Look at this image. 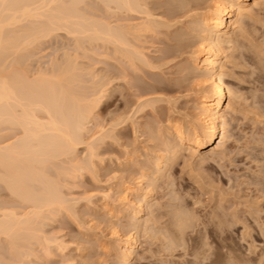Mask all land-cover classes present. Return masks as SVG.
<instances>
[{
    "label": "rangeland",
    "instance_id": "obj_1",
    "mask_svg": "<svg viewBox=\"0 0 264 264\" xmlns=\"http://www.w3.org/2000/svg\"><path fill=\"white\" fill-rule=\"evenodd\" d=\"M165 1L168 0H160V2L159 0H150L148 2L151 8L155 10L154 12L156 14L160 13V16L163 15L164 19L162 17L161 18L165 21H168L167 17L170 20L169 16L165 17L164 14H161V12L163 13V10H168V6H163L166 5ZM197 1L199 2L197 3ZM214 1L216 0H210V2L209 0H194L193 3L191 2L192 4H189L190 6L188 5V7L185 8L186 10H180L183 11L182 13L180 12L182 15L179 16L181 17H171L170 22L172 21V19H175V21H172L173 24L168 21V23L171 24V26L169 25L170 28L168 26L159 27L160 30H155L154 33H152L153 31H150V35H148L149 31H141V34H139L141 37H138V32L136 37H132L133 41L136 40L134 41L136 46L140 45L143 47V49H148L147 52L144 49L145 53L148 56L153 55L152 57L150 56L152 62L151 64H149L150 66H147V64H145L146 66L144 64L142 65V63L140 64L141 61L139 62L138 59H134L135 61H137L135 62L130 58H125L127 57V55H124V53L121 51L116 52L117 50L114 49V45L112 46L111 43L105 44V42L103 44L104 40L102 41L101 39H93V41L90 42L86 39L88 43L83 39L82 43L85 46L79 45L76 43V41H74L75 37L71 38L69 33L66 34L63 29H59L60 33L57 31V36L53 34L55 35L53 38L47 37L48 40L44 38V41L41 40L43 41L42 44L39 43V45H37L38 43H36V48L33 47L35 49H32V52H35V55H33L32 57L36 58L34 61V58H32L33 62L29 61V63L31 62L30 70H32L33 72L36 69V66L38 67V62H40V64H42L43 62V64L40 66L44 67V64L46 63L45 65L48 66L51 60L53 61L54 59H58L60 61L61 59L64 60V58L70 56L72 57V59L77 60L76 62H78L79 66L85 69L87 68V70L84 69V71H95V77L97 75L95 79H105L103 80L105 83L107 80L106 84L108 85V87L104 88L103 86V88L105 89V95L107 97L105 96L101 104L96 107V121L94 119V121L91 122L89 128L91 130H96V128L98 127L97 124L102 123L101 125H99V127L103 125L104 130L108 128V131L106 130L108 133H106L110 135H107L105 137V133V135L101 138L102 140H97L99 143L95 142V148L96 146L98 147L96 149L97 153H95L96 155H93L95 157L92 156V159L89 163L90 165L95 163L94 165H91L93 166L91 167L92 170L90 167H88L90 169L86 168L87 170L84 168L82 171L77 172L78 175L76 173L77 177H72L70 175L72 177L71 178L70 176H68V174L70 173H68V171L66 170V167H69V163L67 164L68 160L65 161L67 159L65 158V156H63V159L65 158V160H63V163L62 157H58L59 159L56 158V162H58V164H55L59 165L60 163L61 166L63 165L65 169L64 172V169L59 168L58 166L57 167L62 171V173L59 169L56 170L57 167H54L55 170L53 168H49V170L52 171L48 172L49 175H51L50 173H52L51 176L53 177L54 175L53 178H55L58 183L61 182V184L59 183L63 187L61 190L62 192H66H63V194L65 193L66 197L69 196L70 207L67 208L70 210L66 209V207H64L63 209L61 208L59 213H57L58 215L54 214L51 215V217L50 215H48L51 213L48 212L47 217L50 218L44 219L46 221L41 223L40 226L43 227L44 231H48L46 232L47 235L56 236L58 237L59 241H63L61 244L62 246L65 245V248L62 247V249H60L59 246L57 247V245L55 244L56 247L55 245H52V247H54L53 249H46V252L48 253L46 254L45 248L42 249L43 246L39 245L38 242L37 244H34L36 243L35 239H31L30 241H32V243L33 241H35L33 243L34 245L31 243V247L33 246L32 251L37 250V254L34 253L35 251H33L35 257L32 253L30 255L31 258L29 257L28 259H23L26 263H30V261L32 260L31 263L35 264H119V248L118 243L115 242H119V238L118 236H116V233L114 231L116 230L121 232V234H125V237L132 233H136L138 236V225L140 226L139 235L140 232H142V237H140V247H137L132 256L133 259L131 261V264H183L188 259L192 258V256L188 254L193 247L191 246V237L197 236V234H201L203 232H207L208 234L210 233V240L214 242L212 246V251H214L212 260L213 264L227 263V251L223 246L224 244H231L232 246L235 245L236 248L241 249V251H247L246 249L250 245L248 242H252L253 244L254 241V245L257 244V251L264 249V0H261L260 3L252 6L253 9L250 11L253 12L252 14H245L242 16L241 25H243V27L241 26L239 29H237L236 32H232L234 35H232L234 41L227 44V48L222 59L223 61L228 63L225 65L224 69V72L226 73L225 79L228 83V86L232 89L234 88L233 90L236 91V94L238 93L237 97H234L233 99L234 102H231V109L227 111L228 137L224 144V147H215L216 143L204 147L203 154L206 153L205 156L208 155L206 159L205 157H203V154L196 155L192 154L191 151L189 152L187 150H184L182 151L183 153L181 152V155L178 156L179 158H176V156L172 157V164L170 169L166 173L167 176L164 175V177H158L159 172L156 171V157H158L160 154H166V152L168 151H170V153L168 152V154H171V150L173 148V145L170 144L172 135L167 128L168 123L176 119L184 123L185 126H195V115L197 113V110L199 109L194 103L196 97L202 94L203 85L200 84V86H198L199 83L196 82H199V79H197V77L195 76L196 73H198L197 70L184 76V72H181L180 74V67L178 66L180 65V63L182 65L185 62L187 64H191L192 54H194V52H196L200 47V37L198 31H195L197 30V23L195 19L202 16V14L206 12L207 8V11H210V8L213 5ZM104 2L102 0H100V2L99 0H90L88 2L90 5L86 4L88 7L90 6L89 8L91 9L88 8L90 11L93 10V12H90V14L96 17L98 16L99 19H102L103 17L104 20H107V22H111V24H116V21L118 22L119 19L122 20H119V22H123V20L128 21V19H132L129 21H138L137 11L129 12V10H124V8H121L120 11V9H117L115 5L112 8V4L110 7H106V9H108L106 10L105 6L107 5H105L106 3L104 4ZM195 3L200 5V7ZM155 6L156 8H158V10L155 8ZM84 7L87 8L86 6H83V8ZM159 7H161V10ZM194 7L196 8L194 9ZM179 19L182 21V23ZM174 24L176 27L174 26ZM176 30H178V32ZM244 31H246L247 33ZM175 32L184 34V41L187 40L184 45L185 47L183 46L180 49L175 48L177 47V44H175L177 40V33L175 34ZM172 34H174V36ZM78 40L80 41L82 39L79 38ZM165 45L168 48H166ZM169 47L178 51H176L175 53L177 56L173 53L172 55L175 57L170 55L169 57L164 58V51L165 49H169ZM148 51L150 52V54L148 53ZM179 51L181 53H179ZM119 53H121V56L119 55ZM166 58L171 59L167 60ZM133 61L135 63H133ZM135 77L137 79H135ZM152 80H154V82ZM150 81L152 82L150 83ZM156 82L158 83V85H156ZM86 83H91V80L86 79ZM141 83H148L149 85L146 84L148 86L147 87ZM154 83L157 88L155 86L154 88L153 86H150V84L153 85ZM86 86L89 85L86 84ZM150 87H152V90H148L150 92L149 93L147 89H149ZM153 91L155 93H153ZM151 93H153V95H151ZM139 95L143 98H140ZM149 95H151V97ZM152 98H157L158 100H156L155 102V100ZM138 102H141V105ZM150 102L152 103L150 104ZM149 104L154 105L149 106ZM184 116L187 117L185 118ZM117 117H119V119L121 117L120 120L124 118L126 119V121H123V119L122 122L120 121L118 123L119 126L118 124L117 126H114L115 128L113 129V132L112 128H110L113 125L111 123L115 122L116 120V122H118L119 119ZM120 123H122V125ZM15 130L16 129L10 130L9 132L16 133ZM91 130L90 133L88 132L86 134L87 139L91 138L89 137L92 132ZM9 136H11L9 137V139H12V135ZM84 144L79 145L78 147V155L80 156V158H84L88 153L87 147L85 146L86 144ZM159 151L161 152L159 153ZM163 151L165 152L163 153ZM84 152L87 153L85 154ZM53 162H55V159L52 161L51 165H54ZM55 172L59 173L57 174ZM141 173L146 174V178H150L149 181L153 180L156 189L154 198L151 202L153 205L150 203L149 207L151 206V208L146 209L147 211L143 215L144 217H140L139 219L141 221H138V217H133V213L135 212L133 211V209H136L137 205L136 203H134V205L136 206L135 207L133 203L127 202L126 196H128V192L125 185L137 187L138 181L142 179ZM59 174L60 176H58ZM131 179L135 182V184H133V181ZM2 184L3 185H1L0 190L4 188L3 190L5 191L1 192L2 195L0 194V198L2 200L11 198L12 200V197H8L11 191L9 192L8 189L9 194L7 196V188L4 183ZM2 186L4 187L2 188ZM141 192L142 191H140V193ZM140 193H134L133 195L135 196L130 195L129 197L135 199L136 202ZM9 199H7L8 202H10ZM17 199L14 198L11 201V205H17L18 209H22L19 208L20 205L25 204L21 202V204L19 205L18 203L20 202V199ZM71 199L73 200L71 201ZM22 205L21 207H23ZM128 205L129 208H127ZM171 205H178L177 207L182 209L187 208L188 210H186L190 213L194 212L192 214L196 216V219L199 217L201 218L197 219V221L195 219V227L193 226L195 229L193 227L191 228L193 234L191 233V229L188 230V232L190 233L187 234V240H189L191 244L189 245L190 242L188 243L187 241L188 244L186 243V248L183 246L177 247V249L172 252L173 256H168V252L166 253V251L168 250L161 251L163 249L162 243H164V240H162L160 230H165L170 227V224L172 222L171 218L173 216V214L171 213L173 210H170L171 208L174 209V206L172 207ZM52 211L54 212L53 208ZM218 215L221 216V218H219ZM52 216H55L54 219H52ZM215 216H217L216 218L221 220V224L224 221L222 226L221 224L217 225L219 224V221H217L218 219L215 220ZM142 218H145L146 221L142 220ZM135 219H137V221ZM147 221L149 224L147 223ZM207 221H209V223ZM210 221L214 222L215 224ZM138 222L139 224H136ZM144 223H147V225H143ZM141 224L143 225V227ZM216 225L220 228V230L218 227H215ZM214 227L217 229H215ZM221 227H229L230 229L228 230L227 228V233L226 228L222 229ZM156 229H158L159 231H155ZM144 230L146 231L144 232ZM219 231L223 234L224 237L228 236V238H226L227 240L222 239L221 236L218 235L220 233ZM127 233L128 235H126ZM1 237L3 238L4 236L0 235V250H2L4 253L0 251V260L3 262H7L12 258L14 251L11 250L13 248L8 247L7 241L5 242V238L2 239ZM4 243L7 245H4ZM2 244L3 249L1 248ZM222 248L224 249L222 250ZM58 249H60L61 251ZM7 252L9 255L7 254ZM49 254H51V256ZM4 258H8L9 260L7 259L5 261ZM170 259L172 262L170 261ZM180 261H182L183 263H180ZM222 261L224 263H222Z\"/></svg>",
    "mask_w": 264,
    "mask_h": 264
},
{
    "label": "bare ground",
    "instance_id": "obj_2",
    "mask_svg": "<svg viewBox=\"0 0 264 264\" xmlns=\"http://www.w3.org/2000/svg\"><path fill=\"white\" fill-rule=\"evenodd\" d=\"M89 1L90 0H0V187L1 185H3L2 183H4L7 188L6 190L7 196L9 194L8 193V189H9V192L11 191L12 193V194L10 193V195L12 196L9 195L8 197H12L13 199L18 198L17 200L20 199V202L19 203L17 202L19 205L21 204V202L25 204V205L21 204L23 207H21V205L20 207L18 206L19 208H22V209H18L16 203H15L16 206H14V204L11 205L12 204L11 201L13 199L11 200V198L10 199L7 198L10 200V202H8V200L5 199L6 197L3 198L6 201L0 198V201H1L0 202V235L4 236L3 238L2 237L1 238L2 239L5 238V242L7 241L8 247L13 248L11 250L14 251L13 256L10 259V261L3 262L0 260V264H35V263H31L32 261L31 259H30L31 260L30 263H26L23 260V259H28L30 255L33 253V251H35L34 253H36L37 250L32 251L33 246L31 247V245L35 241L36 243L34 244H37L38 242L39 245L43 246V248L41 246L42 249L45 248V252H46V249L47 250H49L50 248L53 249L54 247H52V245L54 246L55 244L57 245V247L59 246L60 249H62V247L65 246V245L62 246L61 244L63 241L62 242L59 241L58 237L56 236L47 235L46 232L48 231H44L43 227L40 226L41 223L46 221L44 219L50 218L51 215L59 213L61 208L63 209L64 207H66V209H68L67 207H70L69 206L70 205L69 196L68 197L65 196V193H66L65 191H63L65 192L63 194L61 190L63 187L60 185L61 182H59L60 183L59 184L55 180V178H53L54 175L53 177L51 176L52 173H50L51 175H49L48 172L49 171L52 172L51 170H49V168H53L55 170L54 167L58 166L59 168L64 169V166L63 165L61 166L60 163H59L60 166L55 165V164H58V162H56V160L59 159L58 157H62V163H63V160H65V158H67L65 161L68 160L67 164L69 163L68 164L69 167L68 168L66 167V170L68 171V173H70L68 174V176L71 175L72 177L74 176L77 177L78 171H82L84 168L90 169L91 167H93L91 165H94L95 163L93 161L92 162L94 164L90 165L89 163L92 159V156L96 155L95 154L97 153L96 149L98 148L97 146L95 148V142H98L97 140L101 139L105 135V133L108 131L107 130L108 128L104 130L103 125L99 127V125H101L102 123L97 124L98 127L96 126L97 128L96 130L94 129L95 131L89 128L91 122L94 121L95 119L96 107L101 104V102L104 100V97L106 96L104 88L108 87V85L106 84L107 80L105 83L103 81L105 79L103 80L95 79L97 77V75L95 77V71H90V70L84 71L85 68H82L81 66H79L78 62H76L77 60L72 59V57L70 56L64 58V60L61 59L60 61L57 59L59 62L56 59H54L55 57L51 58L54 60L52 61L50 59L51 61L49 62L48 66H46L45 65L46 63H45L44 67L40 66L43 64V62L42 64H40V62H38L39 60L38 58L37 62L39 63V65L37 64L38 67L36 66V69L33 72L32 70H30V67H31L30 65H31V62H33L36 58V57H32L33 55H35V52L33 53L32 49L36 48L35 47L36 43H38L37 45H39V43L42 44V42L44 41V38H46V40H48L49 37L53 38L55 35L56 36L58 35L57 31L59 32V29L60 30L63 29V31H65L66 34L69 33L71 38L75 37L74 41H76V43L79 45L85 46L82 43L83 39L86 42L87 40L90 42V41H93V39L95 40L101 39L102 41L104 40L103 44L104 42L105 44L111 43L112 46L113 45L115 46L114 49L117 50L116 52L121 51L124 53V55H127V57L124 56L125 58H130L131 60L138 59L139 62L141 61L140 64L142 63V65L147 64V66H150L149 64L152 63L151 58H150L151 55L148 56L144 51L145 48L143 49L142 46L137 45L138 46L137 47L134 42L136 40L133 41L132 37L133 36L136 37L137 32H138V37H141L139 35L141 34V31H149L148 35H150V31H153L152 33H154L155 30L156 31L160 30L159 27H165V26L169 27V25L171 26V24L168 23V21L170 22L171 17L176 18V16L182 15L181 13L183 11H180V10L187 8L188 5L191 2L193 3L194 0L165 1L166 5H163V6H166V7L168 6V10L167 11L166 9L163 10V13L161 12V14H164L165 17L169 16L170 20L167 17L168 21L163 20L164 19L163 15L160 16V13L156 14L154 12L155 10H153V8H151V6L149 5L148 1L150 0H105V2L104 0H102L104 4L106 3L105 5H107V6L104 5L105 9L108 6L110 7L112 4L113 5L112 8L115 5L117 9H120V11H121V8H124V10L127 9L129 10V12L130 11L138 12V19H137L138 21H135V20L129 21L132 19H128V21L123 20V22H121L122 20L119 19L121 20L119 22V20L117 19L118 22L116 21V24L114 23L111 24V22L109 21L107 22V20H104L103 17L102 19L101 18L99 19L98 16L96 17L90 14V12H93V10L90 11L89 10L91 9L89 8L90 6L88 7L86 5V4H89L88 3ZM198 2L199 1H197V3ZM260 2L261 0H216L213 2V5L211 6L210 11H207L208 10L207 8L206 12L203 13L202 16L197 17L195 19L197 23L196 25L197 30L195 31H198V34L200 37L199 38L200 47L196 52H194V54H192L191 64L190 63L187 64L185 62L181 65L180 63L181 66L179 65L178 67H180V74L181 72L182 73L184 72L183 73L184 76L196 70L198 71V73H196L195 76L197 77V79H199V82L198 81L196 82L199 83L198 86H200V84L203 85L202 86L203 92L202 94L196 97L195 103L194 102L193 103L197 106L199 110H197V113L195 115V122L193 121L195 124V126L193 125L194 127L185 126L184 123L176 119L169 123L166 121L168 123L167 128L172 135L170 144L173 145V148L172 150L170 149L171 154H168V152L170 153V151H168L166 152V154H162V155L160 154L158 157H156L157 159L156 160L157 161L156 171L159 172L158 177H162V176L164 177V175H166L167 171L171 167V164H172L171 159L173 160L172 157L176 156L177 158L179 155H181V152L184 150H187L189 152L191 151L192 154L197 155V154H203L204 152L203 148L210 144L216 143L215 147L216 146L224 147V144L228 137L227 136V124H228L227 113L228 112L227 111L231 109L232 107L231 102L233 101L234 97L235 98L237 97L238 93L236 94V91L233 90L234 88L232 89L231 87L228 86V83L225 79L226 73L224 72L225 65L228 63H226L222 59L225 54L227 44L234 41L233 40L234 35L232 32H236L237 29H239L241 26L243 27V25H241L242 16L245 14H252L253 12H250L253 9L252 6L257 5ZM82 5L86 6L87 8L85 7L83 8ZM198 6L200 7V5ZM159 8L161 10V7ZM195 8L196 7H194V9ZM156 9L158 10V8ZM172 21H175V19L174 20L172 19ZM172 21L170 23H172ZM179 25H182V24H179ZM179 30H182V29H179ZM176 31L178 32V30ZM183 31H184V28H183ZM177 32H175V34ZM172 35L174 36V34ZM183 35H184L183 33H177L176 42L177 41L178 42L177 43L175 42V44H177V47H175L176 49H180L185 45V42L187 40L184 41L185 38ZM79 38L82 40L79 41L78 40ZM142 38H143V35H142ZM77 41H79L80 43ZM170 47L169 49H165L164 58L169 57L170 55L173 56L172 54L176 53L177 50L172 49ZM148 53L150 54L149 51ZM179 53L181 52L179 51ZM120 54L121 53H119V55ZM104 56H108V55H104ZM32 58H34L33 61H32ZM29 61L31 62L29 63ZM134 61L133 63L137 62V61L135 62ZM85 70H87V68ZM86 79L87 80L90 79L91 83H86ZM135 79L137 78L135 77ZM152 81L154 82V80ZM152 81H150V83ZM86 84L89 86H86ZM146 84H143V85L147 86ZM156 85H158V83ZM150 86H153L154 88L155 83L153 85L150 84ZM151 88L152 87L147 89V91L150 90ZM153 93L155 92L153 91ZM153 93H151V95H153ZM151 95L149 96L151 97ZM140 98H143V97H140ZM147 99H144V100H147ZM152 99H154L155 102L156 100H158L157 98H152ZM138 103L140 104L141 102H138ZM151 103L152 102H150V104ZM150 104L149 106L154 105V104L152 105ZM140 105H139V109H140ZM117 118L119 119V117ZM120 119L118 122H116L117 121L116 120L115 121L116 123L115 122L111 123L113 124L112 127H110L112 128V130L115 128L114 126H117V124L120 121L122 122L124 118H122V120ZM123 121H126V119H124ZM120 124L122 125V123ZM14 129H16L15 130L16 133L9 132L10 130H14ZM90 130L94 132L93 133L91 132V135L89 136L91 138L87 139L86 134L88 132L90 133ZM107 133L105 137L107 135H110ZM9 135H12V139H9V137H11ZM82 144H84L87 147V152H88V153L86 152L87 154L84 152L87 156V157L85 156L84 158L82 156H81L82 158H80V156L78 155L79 154L78 147L79 145H82ZM94 149H95V152H94ZM160 152L161 151H159V153ZM164 152L165 151H163V153ZM205 154L206 153L203 154V157H205L206 159L208 155L205 156ZM63 156H65L64 159H63ZM54 159L56 163L53 162L54 165H51ZM58 161H61V160H58ZM58 167L56 168V170L59 169ZM64 171L65 169L63 170V172ZM59 172H55V173L58 174ZM145 175L146 174L141 175L142 179L138 181L137 187L136 186L133 187L131 185H125L127 192H128L127 193L128 196H126L127 202H131L133 203V205L134 203H136L137 205V207L134 205L136 209H133V211L135 212L134 213L132 212V213L134 214L133 217H136V218L138 217V221L140 220L139 218L145 214V212L147 211L146 209L151 208V206L149 207V205L152 202V199L154 198L155 189H156L155 188L156 186H154L155 183L153 182L152 178H151L152 181H149L150 178L149 179L146 178ZM58 176H60V174ZM133 184H135L134 181H133ZM3 187L4 186H2V188ZM3 189L0 190V194L1 192L5 191ZM140 191L142 192L140 193ZM137 192L140 194L138 195V200L136 198L137 201L135 202V199L129 196ZM72 200L73 199H71V201ZM171 206L173 207L174 205H171ZM177 206H174V209L171 208L170 210V211L173 210L171 212L173 214V216L171 215L172 222L171 224L169 223L170 227L165 230H160L162 240H164V243H162L163 249L161 251L168 250L166 251V253L168 252L169 254L168 256L170 255L173 256L172 252L175 249H177V247H180V246L185 247V245H187L190 242L189 240H187V234L190 233L188 232V230H190L194 226V221L196 219V216L192 214L194 212L190 213L189 211H187L188 210L187 208L186 210L184 207H183L184 209H182ZM52 208L54 212L52 211ZM127 208H129V205ZM48 212L51 214H48ZM47 214L50 215V217H47ZM55 216H52L53 217L52 219H54ZM216 217L217 216H215V218ZM219 218H221V216H219ZM217 219L218 218H216L215 220ZM135 220L137 221V219ZM142 220H145V218H142ZM215 220H212V221H215ZM217 221H219V224L217 225H220L221 220L218 219ZM207 222L209 223V221ZM147 223H144L143 225L145 224L147 225ZM223 223L224 221L222 222V224ZM136 224H139V222ZM217 225L215 227H218ZM151 228H154V227H151ZM225 228L226 230L227 228L228 230L230 229L229 227H225ZM225 228H222V229H225ZM246 228H247V225H246ZM139 229H140V226L138 225V236L134 232L135 234L132 233L130 235H128L127 233L126 235L128 236L126 237H125V234H121V232L113 230L116 233V236H118L119 238V242L115 241L118 243V248H119L118 249L119 254L117 253L119 256L118 260L120 259L119 264H131V261L133 259L132 256L134 252L136 251L137 247L138 248L140 247V237H142V234H141L142 232H140V235H139ZM157 230L158 229H156L155 231ZM228 230H227V233H228ZM263 230H264V227H263ZM145 231L146 230H144V232ZM191 233H192V229H191ZM220 233L218 235L221 236L222 239L228 238V236L224 237L223 234L221 233L222 234L221 235ZM209 234L207 232H203L201 234L200 233L197 234V236H194V237L192 236L191 246L193 247L192 249L190 248L191 251L190 253H188L189 255L192 256V258L189 257L190 259H188L186 262L183 263L182 261H180V263L182 262L183 264L185 263L186 264H213L212 260H213L214 251H212L213 249L212 246L214 242L210 240L211 234L210 235ZM31 239L32 240L35 239V241H33L32 243V241H30ZM191 242L189 243V245L191 244ZM248 243L250 245L249 244H248L249 246L247 245L248 246L246 249L247 251H244V250L241 251V249L236 248L235 245L232 246L231 244H224L223 246L224 248H226L225 250L227 251V252L225 251L227 256L224 254L227 258L226 264H264V249L257 251L256 249L257 244L254 245V241H253V244L252 242H248ZM7 244L4 243V245H7ZM4 247H7V246H4ZM1 248L3 249V244ZM224 248H222V250ZM34 253L33 255L35 257ZM46 254L48 253L46 252ZM51 254L49 255L51 256ZM156 255H157V252H156ZM7 259H5V261ZM222 263L224 262L222 261Z\"/></svg>",
    "mask_w": 264,
    "mask_h": 264
}]
</instances>
